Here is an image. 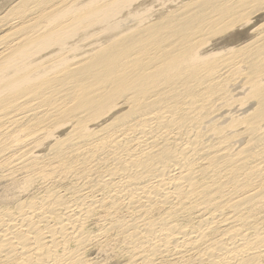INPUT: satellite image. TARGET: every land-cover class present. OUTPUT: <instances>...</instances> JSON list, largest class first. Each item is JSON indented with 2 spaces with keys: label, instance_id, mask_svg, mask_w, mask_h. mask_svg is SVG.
Here are the masks:
<instances>
[{
  "label": "bare ground",
  "instance_id": "6f19581e",
  "mask_svg": "<svg viewBox=\"0 0 264 264\" xmlns=\"http://www.w3.org/2000/svg\"><path fill=\"white\" fill-rule=\"evenodd\" d=\"M131 1L0 16V264H89L112 245L127 264H264V22L204 51L264 0L151 23ZM95 26L108 40H71Z\"/></svg>",
  "mask_w": 264,
  "mask_h": 264
},
{
  "label": "rangeland",
  "instance_id": "374dc122",
  "mask_svg": "<svg viewBox=\"0 0 264 264\" xmlns=\"http://www.w3.org/2000/svg\"><path fill=\"white\" fill-rule=\"evenodd\" d=\"M16 1H18V0H0V16L4 15V13H6L7 10ZM189 1H191V0H173V2H172V0H171V2H170V0H132L131 1V4H132L131 6L132 7L130 6L128 8V10L131 11L132 14L137 16V18L140 20L139 22H142V20H147L148 19L147 21H149V23H151V21L152 22H153V20L156 21V19H159L160 17H163V15L165 16L166 14H168V11L169 12L174 11L181 4L187 3ZM128 10L124 11L122 14H125ZM134 22L135 21L131 22L132 24L129 23L128 26L136 25V22L135 23ZM262 22H264V11H262V12L258 13L257 15H255L254 18L252 19L251 24H249L247 26H243V27H237L234 30L229 31V32L225 33L222 36H218V37L213 38L212 39L213 40L212 41L213 42L212 45L207 46L204 49V51L209 52V51H211L213 49H216V48H217L216 50H218L222 46L223 47L225 46L224 48H226L228 46L229 47H238L240 45H243L244 43L248 42L249 39H251V35H252L251 31L255 27H257L259 24H261ZM144 24H146V22ZM6 32H9V27L2 28L0 26V37L2 36L0 39H2L4 37ZM85 33H87V34L85 36H81V39H80V37H76V38H73L71 40H104V39L106 40L108 38V32L106 33L104 31H102V29H100V27H98V26H95V27H92V28L88 29ZM215 40H217V41L215 42ZM218 40H220V41H218ZM222 41H223V43H222ZM237 93H239V92H237ZM66 132H67V129L62 130L61 132L58 133V136H63ZM40 150L41 151L43 150L45 152L46 151V147H44V148H42ZM43 151H42V153H43ZM8 185L9 184L7 183V181H5L3 179H0V198H1L0 200L1 201L3 200L2 198H4L5 194L8 193V192H6V190L8 191V189L5 188ZM38 185H39V183H36L35 187H31L32 189L29 188L31 190V191H29V193L33 192V191H35V192L41 191L42 188L41 189L38 188ZM37 188L40 189V190H37ZM6 195H8V194H6ZM26 195L27 194L23 195V197L26 196ZM1 203L2 202H0V204ZM92 224H90L89 227L91 229H94L95 226L92 225ZM112 246L103 247V248L106 249L105 250V249L102 248L103 252L102 251H97V250H102L101 248L98 249V247H96V249L94 247H92L93 249L90 248L88 250V252L86 253V258L90 262L89 264H91V263L92 264H127L126 258L123 257L120 252H117L118 251V250H116L117 248L112 247ZM114 250H115V252H114Z\"/></svg>",
  "mask_w": 264,
  "mask_h": 264
}]
</instances>
